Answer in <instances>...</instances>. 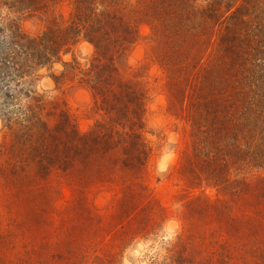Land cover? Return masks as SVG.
<instances>
[{
    "label": "rangeland",
    "instance_id": "374dc122",
    "mask_svg": "<svg viewBox=\"0 0 264 264\" xmlns=\"http://www.w3.org/2000/svg\"><path fill=\"white\" fill-rule=\"evenodd\" d=\"M125 261L264 264V0H0V264Z\"/></svg>",
    "mask_w": 264,
    "mask_h": 264
},
{
    "label": "clouds",
    "instance_id": "9594fccd",
    "mask_svg": "<svg viewBox=\"0 0 264 264\" xmlns=\"http://www.w3.org/2000/svg\"><path fill=\"white\" fill-rule=\"evenodd\" d=\"M164 165L163 163L160 165V168L163 169ZM178 231L177 225H171L165 229L166 235H164V240L174 239L176 232ZM163 252V250H161ZM140 253L137 252L136 255H139ZM125 264H127V261H125Z\"/></svg>",
    "mask_w": 264,
    "mask_h": 264
}]
</instances>
